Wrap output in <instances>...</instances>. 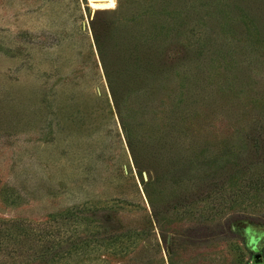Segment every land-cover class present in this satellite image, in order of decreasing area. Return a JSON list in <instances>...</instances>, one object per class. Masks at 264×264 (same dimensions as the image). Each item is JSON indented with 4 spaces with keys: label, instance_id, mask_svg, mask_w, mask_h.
Listing matches in <instances>:
<instances>
[{
    "label": "rangeland",
    "instance_id": "obj_1",
    "mask_svg": "<svg viewBox=\"0 0 264 264\" xmlns=\"http://www.w3.org/2000/svg\"><path fill=\"white\" fill-rule=\"evenodd\" d=\"M90 6L0 0V219L59 231L16 264H264V0Z\"/></svg>",
    "mask_w": 264,
    "mask_h": 264
},
{
    "label": "trees",
    "instance_id": "obj_2",
    "mask_svg": "<svg viewBox=\"0 0 264 264\" xmlns=\"http://www.w3.org/2000/svg\"><path fill=\"white\" fill-rule=\"evenodd\" d=\"M48 229L44 228L38 229L33 228L30 223H26L24 220H2L0 219V251H3V254L7 257V249L10 246L20 244L27 245V252L18 253V248H12L10 251L11 259L13 261L12 264L18 263L16 259H19L21 256L22 258H31L33 260H40V259H48V258H57L58 253L54 252L53 244L55 242V237L59 231L56 229L47 231ZM50 237L47 240H50V244L46 247L43 246L45 238ZM36 242L37 245L33 244ZM40 245V248H38ZM10 254L8 256H10ZM0 264H11L8 263L6 260L1 261Z\"/></svg>",
    "mask_w": 264,
    "mask_h": 264
},
{
    "label": "bare ground",
    "instance_id": "obj_3",
    "mask_svg": "<svg viewBox=\"0 0 264 264\" xmlns=\"http://www.w3.org/2000/svg\"><path fill=\"white\" fill-rule=\"evenodd\" d=\"M89 3L92 8L99 10L111 9L115 7V0H89Z\"/></svg>",
    "mask_w": 264,
    "mask_h": 264
},
{
    "label": "water",
    "instance_id": "obj_4",
    "mask_svg": "<svg viewBox=\"0 0 264 264\" xmlns=\"http://www.w3.org/2000/svg\"><path fill=\"white\" fill-rule=\"evenodd\" d=\"M258 258H259V255L256 256V259H258Z\"/></svg>",
    "mask_w": 264,
    "mask_h": 264
}]
</instances>
